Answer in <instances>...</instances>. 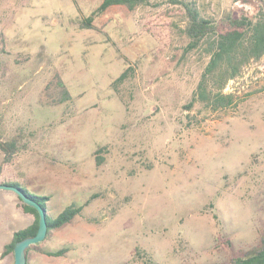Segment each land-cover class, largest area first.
Returning a JSON list of instances; mask_svg holds the SVG:
<instances>
[{
	"label": "rangeland",
	"instance_id": "obj_1",
	"mask_svg": "<svg viewBox=\"0 0 264 264\" xmlns=\"http://www.w3.org/2000/svg\"><path fill=\"white\" fill-rule=\"evenodd\" d=\"M184 1L214 18L256 7ZM100 2L0 0V138L22 135L10 160L0 150V183L49 195L53 215L97 195L29 246L26 264L224 263L264 236V56L223 89L236 106H187L208 57L186 50L184 8L112 5L81 28ZM32 218L0 188V264H13L3 245Z\"/></svg>",
	"mask_w": 264,
	"mask_h": 264
},
{
	"label": "trees",
	"instance_id": "obj_2",
	"mask_svg": "<svg viewBox=\"0 0 264 264\" xmlns=\"http://www.w3.org/2000/svg\"><path fill=\"white\" fill-rule=\"evenodd\" d=\"M179 3L186 12L185 33L188 36L186 50L201 47L207 55V61L200 74V78L192 92L190 106L195 100L210 106L213 110L236 106L238 101L232 92H224L227 82L237 77L242 68L252 60H258L264 56V1H253L254 13L250 14L243 7H234L221 14L219 17H206L198 9L194 1L172 0ZM146 0H101V2L86 16L81 19V28H93L94 16L99 15L112 5H125L129 9L135 8ZM131 68L127 66L112 82L111 86L117 89V84L122 82ZM62 87V100L69 98L70 94L64 82L58 79ZM261 89L264 90V85ZM22 135L16 133L11 138H0V150L8 161L21 148ZM102 147L96 151L100 152ZM96 163L99 164L102 157L95 154ZM14 185L25 195L36 201L44 210L48 225L47 234L52 229H57L69 223L75 216L80 214L95 196L90 195L81 203L70 202L65 205L56 215L49 209L47 201L49 195H43L27 189L17 182H1ZM19 198V206L22 211L33 215L32 221L26 226L15 230L9 240L3 245L1 256L13 252L15 242L28 236H33L38 228V211L35 207L24 203ZM31 246V245H30ZM29 248V247H28ZM26 249V253L28 251ZM68 251V246L48 250L46 253L52 256H61ZM219 264H264V236L248 248L234 251L230 260Z\"/></svg>",
	"mask_w": 264,
	"mask_h": 264
},
{
	"label": "water",
	"instance_id": "obj_3",
	"mask_svg": "<svg viewBox=\"0 0 264 264\" xmlns=\"http://www.w3.org/2000/svg\"><path fill=\"white\" fill-rule=\"evenodd\" d=\"M0 188L11 189L21 198V200L33 207L38 211V228L33 236L25 237L15 242L13 247V264H26V249L32 245L42 241L47 234L48 225L45 218L43 208L34 200L25 195L19 188L14 185L0 183Z\"/></svg>",
	"mask_w": 264,
	"mask_h": 264
},
{
	"label": "crops",
	"instance_id": "obj_4",
	"mask_svg": "<svg viewBox=\"0 0 264 264\" xmlns=\"http://www.w3.org/2000/svg\"><path fill=\"white\" fill-rule=\"evenodd\" d=\"M29 214V213H28ZM33 216V215H32ZM33 219V218H32Z\"/></svg>",
	"mask_w": 264,
	"mask_h": 264
}]
</instances>
